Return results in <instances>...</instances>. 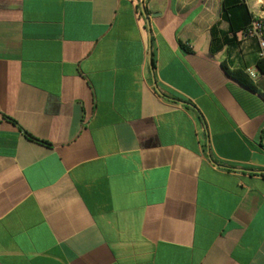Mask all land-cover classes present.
<instances>
[{
    "label": "crops",
    "instance_id": "obj_1",
    "mask_svg": "<svg viewBox=\"0 0 264 264\" xmlns=\"http://www.w3.org/2000/svg\"><path fill=\"white\" fill-rule=\"evenodd\" d=\"M223 13L0 0V264H264V60Z\"/></svg>",
    "mask_w": 264,
    "mask_h": 264
},
{
    "label": "trees",
    "instance_id": "obj_2",
    "mask_svg": "<svg viewBox=\"0 0 264 264\" xmlns=\"http://www.w3.org/2000/svg\"><path fill=\"white\" fill-rule=\"evenodd\" d=\"M223 18L230 22V30L233 33H237L238 31L243 30L246 32L249 27L253 16L248 10V7L241 3L240 0H224V13ZM216 30H212V52L218 51L221 47L215 45L216 40ZM259 67L262 71H264L263 63L259 64ZM228 74L232 75L237 81L247 87H252L251 83L247 79V75L241 71L228 72ZM31 139L38 141L32 136H29Z\"/></svg>",
    "mask_w": 264,
    "mask_h": 264
},
{
    "label": "built area",
    "instance_id": "obj_3",
    "mask_svg": "<svg viewBox=\"0 0 264 264\" xmlns=\"http://www.w3.org/2000/svg\"><path fill=\"white\" fill-rule=\"evenodd\" d=\"M245 35L250 39H256L258 41L260 47L259 57L264 60V17L254 16ZM247 73L251 78H257V74L254 70L248 69Z\"/></svg>",
    "mask_w": 264,
    "mask_h": 264
}]
</instances>
